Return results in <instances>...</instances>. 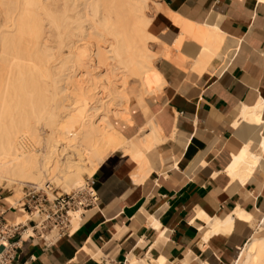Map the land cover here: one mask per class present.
Returning <instances> with one entry per match:
<instances>
[{
  "label": "crops",
  "instance_id": "0c3cea01",
  "mask_svg": "<svg viewBox=\"0 0 264 264\" xmlns=\"http://www.w3.org/2000/svg\"><path fill=\"white\" fill-rule=\"evenodd\" d=\"M160 1L181 18L219 27L224 48L234 42L228 56L215 58L212 70L201 74L160 58L167 81L150 109L162 140L141 155L122 148L109 153L90 177L97 203L72 217L66 233L49 232L50 241L41 231L21 230L13 238L12 264H129L130 258L162 257L164 264H234L257 234L264 217V0ZM156 25L170 31L168 20ZM196 51L189 57H198ZM144 121H135L132 133ZM240 155L247 162L238 163ZM13 196L0 189V214L10 223L24 216L9 202ZM229 215L231 230L212 232L207 218Z\"/></svg>",
  "mask_w": 264,
  "mask_h": 264
},
{
  "label": "bare ground",
  "instance_id": "6f19581e",
  "mask_svg": "<svg viewBox=\"0 0 264 264\" xmlns=\"http://www.w3.org/2000/svg\"><path fill=\"white\" fill-rule=\"evenodd\" d=\"M174 13L160 0H0V185L38 186L53 174L69 189L80 186L87 164L93 173L113 150L140 154L157 145L163 131L151 96L167 81L159 59L201 74L230 46L224 48L227 38L216 25ZM162 20L169 32L156 28ZM196 49L198 57L190 58ZM141 119L138 134L128 136L125 130ZM9 200L20 204L18 196ZM207 221L212 232L230 231L234 223L231 215ZM256 231L234 264H264V217ZM164 261L130 258L129 264Z\"/></svg>",
  "mask_w": 264,
  "mask_h": 264
},
{
  "label": "built area",
  "instance_id": "2783aa9c",
  "mask_svg": "<svg viewBox=\"0 0 264 264\" xmlns=\"http://www.w3.org/2000/svg\"><path fill=\"white\" fill-rule=\"evenodd\" d=\"M98 200L97 192L94 189V181L89 178L87 184L78 187L71 192L49 194L45 190L38 189L37 186L30 188L18 206L23 213L28 212L32 218L23 221L10 223L0 214V264H12L16 254L17 241L13 238L21 230L28 232L41 231V235L46 240H51L49 232H54L55 236H60L67 232L72 212L83 211L93 207ZM31 223V226H28ZM22 238V234H20Z\"/></svg>",
  "mask_w": 264,
  "mask_h": 264
},
{
  "label": "rangeland",
  "instance_id": "374dc122",
  "mask_svg": "<svg viewBox=\"0 0 264 264\" xmlns=\"http://www.w3.org/2000/svg\"><path fill=\"white\" fill-rule=\"evenodd\" d=\"M179 38H181V36L179 35V37H178V39ZM178 54H181L180 52H177L176 53V56H178ZM181 57H182V55H181ZM160 93H157L156 95H152L151 96V101L154 103V98L157 96V95H159ZM134 129V122H132L131 123V125H130V130H129V132H128V136H130V135H133L134 133H132V130ZM43 134V133H42ZM44 135V134H43ZM135 135V134H134ZM122 149H124V150H126L125 148H122ZM86 157L87 158H93V159H96L97 157L95 156V154H90L91 155V157H89L88 156V153H86ZM95 156V157H94ZM86 170V171H85ZM92 169L88 166V164H87V166L86 167H84V169H83V171H82V182H81V184H80V186H82V185H85V184H87V182H88V179L92 176V171H91ZM53 178H52V177ZM59 176H63V173H59ZM50 177V178H49ZM47 178V179H46ZM45 179H44V181L45 182H43L42 184H40V185H35V184H32V183H29V182H20V183H16V184H13V185H11V186H4V185H0V189L1 190H3L4 191V193H9L10 195H14V196H18L19 197V199H20V201H19V203L20 204H18V206L19 205H21L22 203V201L23 200H26V194H27V192H28V190L30 189V188H32L33 186H37L38 187V189H40L41 191L42 190H45V191H47L49 194H59V193H62V192H71V191H74V190H76V189H78V187H80L79 185L78 186H75V187H71V188H69V189H67V188H65V186H64V184L62 183L63 182V180H62V178L60 179V182H57L56 180H55V178H54V175L53 174H50V176H47ZM9 202L11 203V204H13L10 200H9ZM13 205H15V204H13ZM16 206V205H15ZM79 213H80V211H78L77 213H74L76 216L78 215L79 216ZM24 217H23V222H25V220L26 219H30V218H32V216H30L29 214H28V212L27 211H25V213H24ZM73 215V214H72ZM17 221H20L19 219H16Z\"/></svg>",
  "mask_w": 264,
  "mask_h": 264
}]
</instances>
